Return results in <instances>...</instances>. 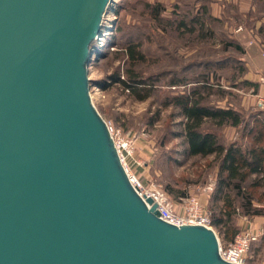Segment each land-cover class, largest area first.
<instances>
[{
    "label": "water",
    "instance_id": "water-1",
    "mask_svg": "<svg viewBox=\"0 0 264 264\" xmlns=\"http://www.w3.org/2000/svg\"><path fill=\"white\" fill-rule=\"evenodd\" d=\"M110 2L0 0V264H237L128 178L88 76Z\"/></svg>",
    "mask_w": 264,
    "mask_h": 264
},
{
    "label": "rangeland",
    "instance_id": "rangeland-1",
    "mask_svg": "<svg viewBox=\"0 0 264 264\" xmlns=\"http://www.w3.org/2000/svg\"><path fill=\"white\" fill-rule=\"evenodd\" d=\"M147 1L162 5L160 17L163 20L153 18L151 8L145 7ZM203 6L208 8L210 15L220 18L221 22L211 21L203 13ZM196 11L201 13L209 28H204L202 32L198 29L195 32H181L175 28L178 20L185 17L188 21ZM167 21H174V24L169 25ZM247 21L260 23L257 31L252 33L255 37L251 38L253 41L258 40L257 43L264 50V0H111L103 17L101 35L92 45L88 76L95 108L114 130L119 129L123 134L130 133L135 137L133 153L141 163L137 167L140 171L135 170L131 162L129 166L139 175L145 189L164 196L176 210L190 196H197L210 209L217 183V166L209 165L211 157L190 156L182 152V138L174 137L172 132L181 129L180 118L176 117L166 125V117L171 109L162 107L160 101L166 94L199 86L200 80H203L200 76L202 73L207 74V83L212 86L208 99L218 106L237 105L241 94L255 91V86L251 89L242 83L246 68L242 75H238L240 63L236 57L242 62L244 56L231 46L225 48L226 41L233 39L230 36L231 33L234 35L235 27ZM255 32L258 33L257 37ZM129 39L141 43L140 48L147 60V64L143 65L147 75L161 73V68H165L163 65L168 67V63L174 62L176 56L182 57V60L193 57L192 61L204 62L187 68L185 85L168 86V75H161L151 96L138 100L111 77L115 73L123 77L127 62L115 53H120ZM237 106L244 113L246 122L238 126L224 125L216 131L225 144L234 142L244 147L252 138L249 131L252 130L253 134L259 125L264 124V112L255 105L249 108ZM156 111L158 115L155 118ZM150 116L153 117L151 124L147 123ZM145 163L147 166L143 167ZM170 189L182 194L173 195ZM261 190L258 189L256 194ZM255 217L264 215L250 218L242 216L235 223L240 229L242 226L237 221H249ZM215 232L219 241L226 244L221 234ZM246 263L264 264V231L249 250Z\"/></svg>",
    "mask_w": 264,
    "mask_h": 264
},
{
    "label": "trees",
    "instance_id": "trees-1",
    "mask_svg": "<svg viewBox=\"0 0 264 264\" xmlns=\"http://www.w3.org/2000/svg\"><path fill=\"white\" fill-rule=\"evenodd\" d=\"M145 7L151 8L153 18L163 20L160 17L163 7L160 3L146 2ZM203 13L211 21L220 23V18L208 13V8L203 6ZM196 11L190 19H180L176 22L175 28L189 30L191 32L209 28L205 25L204 17ZM254 21H247L246 27L253 26ZM167 24H174V21H167ZM182 28V29H181ZM225 43V48L231 46L236 52L243 55L244 49L241 40L233 35ZM141 43L130 40L124 47L115 53L125 59L126 68L123 77L118 73L111 75L113 81L121 84L124 90L138 100H144L151 96L155 90V83L161 75H168L166 84L168 86H182L187 82V68L195 66L204 61L193 60L192 58H174V62H169L168 67L164 64L161 73L156 76L147 75L143 65L147 64L145 52L140 48ZM198 59V58H197ZM231 59V58H230ZM240 63L242 75L246 68L244 61L237 58ZM187 60V61H186ZM200 60V59H198ZM228 61V59H226ZM240 60V61H239ZM244 63V65H243ZM203 80L200 85L190 88L187 91L166 94L161 99V106L171 109L166 117V125L169 121L180 118L181 129L172 131L174 137L182 138L183 153L197 157H211L209 165L217 166V183L212 193L211 226L222 236V241L226 243L233 240L240 230L235 221L242 216L252 217L264 215V124L259 125L247 146L241 147L234 142L225 144L217 133V129L224 125L238 126L245 123L244 113L237 105L218 106L208 99L212 86L207 83V74H200ZM199 81V80H198ZM244 86H251L252 83L243 79ZM158 115L157 111L155 118ZM153 117H148L147 123L151 124ZM165 136V133H163ZM258 189H262L257 195ZM173 195H180L182 192L170 189ZM258 241V240H257Z\"/></svg>",
    "mask_w": 264,
    "mask_h": 264
},
{
    "label": "built area",
    "instance_id": "built-area-1",
    "mask_svg": "<svg viewBox=\"0 0 264 264\" xmlns=\"http://www.w3.org/2000/svg\"><path fill=\"white\" fill-rule=\"evenodd\" d=\"M258 82L264 84V71L259 73ZM255 107L259 111L264 112V95L258 96ZM107 126L130 182L136 187L141 196H150L157 202V208L162 219L176 225L187 223L212 227L210 211L197 196L187 197L183 200L180 208L176 210L164 196L153 190L145 189L139 179V175L129 166V162L131 161L136 166H141L140 161L136 160L133 153L135 149V137L130 135V133L123 134L119 129L114 130L109 123H107ZM259 235V231H254L249 226H242L232 241L226 244L220 242V256L227 261L237 264H247V254L258 240Z\"/></svg>",
    "mask_w": 264,
    "mask_h": 264
},
{
    "label": "crops",
    "instance_id": "crops-1",
    "mask_svg": "<svg viewBox=\"0 0 264 264\" xmlns=\"http://www.w3.org/2000/svg\"><path fill=\"white\" fill-rule=\"evenodd\" d=\"M252 25L253 26L251 27H246V25L243 24L239 25L238 27H235L234 29L235 37H238L241 40V45L244 49L243 59L245 62L246 71L243 74V79L252 83V85L249 86L251 89H253V86L256 87L255 91H252L251 93L247 94L244 93L239 96L237 105L239 104V106H242L243 108H249L254 106L258 96L264 95V84H260L258 82L259 73L261 71H264V50L262 49V46L257 43L258 40L253 41V39L251 38V36L255 37L252 33L253 31H257V28L260 23L258 21H254ZM255 33L257 37L258 33ZM131 164L135 170L140 171V168H137L139 166L134 165L132 161ZM146 166L147 164L145 163V166L143 167ZM237 222V224H241L240 226H249L254 231H259L260 235L264 231V217H255L253 219H250L249 221L240 220Z\"/></svg>",
    "mask_w": 264,
    "mask_h": 264
}]
</instances>
